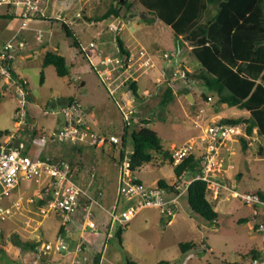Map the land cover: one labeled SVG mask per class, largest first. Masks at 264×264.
Wrapping results in <instances>:
<instances>
[{
  "label": "rangeland",
  "instance_id": "obj_1",
  "mask_svg": "<svg viewBox=\"0 0 264 264\" xmlns=\"http://www.w3.org/2000/svg\"><path fill=\"white\" fill-rule=\"evenodd\" d=\"M70 1L73 5L64 14L67 20L76 23L77 12L94 22V19L101 16L111 4L116 5L122 0H88L87 3L81 0ZM127 1L133 3L130 8L120 6L118 13L113 16L119 17L125 23L128 21L142 23L146 19L142 15V8L135 4L134 0ZM110 20L103 19L90 25V22L82 17L76 31L86 44L94 37L96 30L106 29ZM84 26L86 28L80 30ZM61 33V37L58 38V54L62 55L66 64L69 65V75L58 76L53 65H42L40 54L31 61H16L15 71L25 80L29 92L26 124L22 126V129H17L14 124V114L18 107L16 96L12 89H7L0 78V94H2L0 132L16 134L17 139L25 142V152L30 157H51L67 161L80 174V183L85 172L91 170L90 178L93 182L95 174L98 175V184L105 203H112L116 198L120 171L117 147H112L110 150L108 146L102 148L79 146L80 152H78L69 144L60 143L55 139H42V136H47L57 129V120L63 121L59 113L45 115L43 112L49 107L58 112L62 105L61 101L69 99H77L83 109H87L85 119L97 131L117 136H121L123 131L121 114L115 103L117 94L114 97L111 96L109 89L105 86L102 66L90 56L86 57L80 49L72 45L71 39L63 31ZM133 38L130 39L131 47L141 41L154 50L155 67L137 81L143 98L139 97L138 100L131 102L138 116V119L130 125L131 129L139 127L136 123L142 117L148 119L151 121L149 126L156 132L161 147L170 151L171 145L173 148H180L192 138L200 137L205 126L215 119L212 115L222 118L246 117L247 113L237 107H220L212 94H209L211 95L209 102L197 95H195V103L190 102L184 94L185 88H179L184 85L182 81L181 84L172 85V99L168 103L161 104L162 94L168 86L163 83L154 84L149 80L152 71L158 73V77L162 79L159 72L164 67L165 60L161 58V54L164 51L176 53V59L172 60L170 67L181 65L192 72L200 65L191 54L188 45L183 40H178L171 28L158 20L149 25L142 24V29L137 34H133ZM117 56L118 54L114 53L111 58L114 59ZM198 87L201 89L200 86ZM128 89L121 90L124 92L122 97L132 99ZM195 121L198 122L199 127L194 125ZM135 124L137 126H133ZM7 135L0 134V143L6 139ZM258 145L264 148V142L260 138L259 144L257 142L253 147V156L251 154L247 161L239 166L243 173L242 182L237 183L233 180L238 192L250 191L264 194V154L259 155ZM124 148L131 151V143L128 142ZM124 155H126L125 152ZM132 174L146 187L155 185L160 179L168 183L175 181L173 166L162 154H155L151 162L144 163L132 171ZM33 188L34 185L28 182H22L19 186V190L26 193L25 195H29ZM170 197L171 195H166V198ZM213 205L217 212L214 222L207 221L193 212L189 207L186 194L178 201V208L174 210V215L170 218L171 223L168 222L169 218L156 209H142L124 227L121 240L118 241L114 237L105 246H103V235L108 218L103 209L94 207L97 216V227L94 230L97 235L94 238L95 241L90 244V248L94 252L101 253L100 264H127V261L135 264H156L161 260L175 264H233V261H238L240 256L249 250L262 247V235L250 238L247 224L238 223V219L246 217L248 225L254 224L252 207L236 198L229 201L220 200ZM27 207L14 211L12 216L2 223L0 264H27L33 258L34 251L29 245H19L15 241L30 244L35 243L39 238L53 240L56 237L55 232L58 230L61 218L54 215L42 217L36 213V208L32 210L34 213H28L24 211ZM258 209L259 214L264 213V208ZM189 241L194 242L196 247L182 253L178 244Z\"/></svg>",
  "mask_w": 264,
  "mask_h": 264
},
{
  "label": "built area",
  "instance_id": "obj_2",
  "mask_svg": "<svg viewBox=\"0 0 264 264\" xmlns=\"http://www.w3.org/2000/svg\"><path fill=\"white\" fill-rule=\"evenodd\" d=\"M2 8L7 9L20 20V29L28 28L31 21L46 16L42 0H0V9ZM76 17H81V14L77 13ZM54 18L66 24L71 23L61 14H57ZM116 29H120V25ZM19 36L18 31L15 33V38ZM41 36L42 32L38 30L36 38L40 39ZM23 45L22 41L14 39L0 41V78L7 89H12L16 96L18 107L14 114V124L17 129H22L26 124V105L29 101L25 81L18 78L13 70L15 51ZM94 46V42L89 43V47ZM125 51L126 53H121L118 49L117 57L114 59L105 57L102 62V72L105 75L103 82L111 96L117 94L115 103L120 111L123 127L130 126L138 116L131 103L132 99L123 98L124 92L121 90L128 89L129 84L135 83L155 65L153 60L155 54L144 48ZM161 58L165 60V65L161 70L160 83L172 87L181 84L182 81L183 87L186 88L200 86V95L206 92L201 83L189 78L190 71L187 68L181 65L169 66L172 60L176 59V53L164 51ZM128 92L131 93L130 89ZM209 101H211L210 96L207 97L206 102ZM59 108L58 112L51 107L43 112L45 115L59 113L63 118L62 124L57 129L47 136H42L43 140L49 138L71 146L92 148L117 147V154L122 151L126 155L119 162L116 198L110 208H104L100 201L101 191L98 188L91 191L89 187L83 186L77 171L67 161L51 157H30L25 152V142L17 139L16 134L11 133L6 136V139L0 143V236L2 223L10 218L14 211L23 209L26 205L36 208V213L42 217L54 215L61 218L55 239L39 238L33 249L34 256L27 264H94L92 257L98 252H93L90 248L93 241L82 234L76 239L73 237L75 232H88V235L94 237L97 235L94 230L97 227L94 207L103 209L108 218L103 235V246H105L115 237L117 229L124 228L142 209H156L169 218V222L176 210V200L187 192L189 185L195 180L205 182L209 196L213 200L218 199L223 192H228L232 198L253 206L254 216L260 217L256 231L262 235L263 242L258 255L250 256L247 264H264V213L259 214L257 210L259 207L264 208V199L257 192H238L234 187L228 186L222 175V160L216 152L219 145H224L228 141L238 142L241 138L246 140L249 147L254 146L259 141L256 128L248 133L243 123H222L218 118L210 121L200 137L171 150L173 165L195 152L200 156L201 164L198 172H183L177 176L169 185L171 189L167 190L158 184L146 187L132 174L130 151L122 147V136L92 128L85 119L87 110L83 109L77 99H69ZM194 125L199 126L197 122H194ZM15 140H18L17 146H14ZM262 153L264 154V148ZM22 182L34 185L30 195L17 190ZM166 195L171 197L166 198ZM100 259L101 257L98 264Z\"/></svg>",
  "mask_w": 264,
  "mask_h": 264
},
{
  "label": "trees",
  "instance_id": "obj_3",
  "mask_svg": "<svg viewBox=\"0 0 264 264\" xmlns=\"http://www.w3.org/2000/svg\"><path fill=\"white\" fill-rule=\"evenodd\" d=\"M134 3L142 8L147 24L157 20L164 23L171 28L178 40L181 39L188 45L200 65L196 70L188 72V76L205 87L206 92L201 94L205 101L212 94L219 105L237 107L248 113L246 117L220 118V122L243 123L248 133L256 128L257 136L264 142V0H134ZM132 4L127 0L118 1L116 5L111 4L95 21L106 19L114 12L118 13L120 6L130 8ZM61 27L64 34L71 39L72 45L79 48V42L68 24L62 22ZM119 49L121 53H126L121 44ZM42 65H53L58 76L69 75V65L57 52H46ZM128 87L133 95H137L134 82ZM185 90V93H190L189 88ZM172 95V88L167 87L162 94L161 104L168 103ZM1 97L2 94L0 99ZM27 97L29 100V96ZM150 122L142 117L136 123L139 127H123L122 147L128 142L131 143L129 160L132 171L151 162L155 154H162L171 163L170 151L161 147L156 132L149 126ZM136 124L133 126H137ZM240 141L245 149L246 140L241 138ZM72 147L80 152L79 146ZM262 148L258 147L259 155L263 154ZM123 158L124 152L120 151L117 160L120 162ZM200 159L198 154L193 153L180 160L173 167L174 175L198 172ZM157 183L162 188L171 189L164 180L160 179ZM259 194L264 199V194ZM186 195L193 212L207 221L216 220L217 212L209 200V191L204 181H193ZM123 229L119 228L115 233L118 241L121 240ZM15 243L29 245L31 249L37 245L36 242L27 244L19 240ZM195 247L196 244L190 241L178 244L182 253ZM250 255H258V251H251ZM100 257L101 253L98 252L92 257L93 263L98 264ZM127 264L135 263L127 261ZM156 264L170 262L161 260Z\"/></svg>",
  "mask_w": 264,
  "mask_h": 264
},
{
  "label": "crops",
  "instance_id": "obj_4",
  "mask_svg": "<svg viewBox=\"0 0 264 264\" xmlns=\"http://www.w3.org/2000/svg\"><path fill=\"white\" fill-rule=\"evenodd\" d=\"M81 1H83L84 3L88 2V0H81ZM42 3H43V6L45 7V10H46V16L39 17L37 20L31 21L29 23L28 28H25V29H20V20L16 16L11 15V13L5 8L0 9V41H6V40L14 39L16 41H22L24 44L22 48L16 49L15 54H14V58H13L14 73L18 76V78H21L22 80H24V79L20 75H18V73L15 71V68H14L15 62L18 60H19V62L31 61L38 54H40L42 56V62H43V57H44L46 52L52 51V52L59 53L58 38H60L62 35V33H61L63 31L62 27H61L62 22L60 20H56L54 17L57 14H61L63 16V18L65 20H67V17L65 16L64 13L66 11H68L69 9H71V7L73 5V4H71L70 0H42ZM58 5H59V7H58ZM114 14H115V12L106 18V19H111L108 23V27L106 29L102 28L100 30H96L95 31L96 33H94L95 34L94 37L92 39L88 40V42H86V44L83 43V41L81 39V35L76 30L80 26L79 25L80 19L82 17H84L85 20L89 21L90 25L95 24L94 23L95 19L93 22V20H89L88 17H85L84 14H82L81 17H79V18H77L75 15L77 22L76 23L71 22L70 24H68V26L73 30L74 35L79 42L80 47L77 49H80V51L83 52L86 57L90 56L91 59H94V61L97 64H100L101 66H103V64H102V62L104 60L103 58L111 57L112 54L117 53V50L119 49L120 44L125 50L126 49L136 50V49L141 47V48H144V49L154 53V50L152 48L144 45L141 41L139 43H136L135 46L131 47L132 43H131L130 39L133 38V34H137L138 31L140 29H142V24H144V23L147 24L146 19L143 20L144 23L143 22L138 23L137 21H128L127 23H125L119 17L113 16ZM9 15L11 17H5V16H9ZM67 21H69V20H67ZM119 22H121V23H119ZM118 25H120V29H116V27ZM147 25H149V24H147ZM84 28H86V27L84 26L83 28H80V30H83ZM38 30H40L42 32V36L40 39L36 38V32ZM18 31L20 33V36L18 38H15V33ZM133 39L136 41L135 38H133ZM90 42H94L95 46L89 47ZM83 47H85V49H83ZM147 73L144 75H147ZM151 73H152V76L149 77L150 82L154 83V84L160 83L159 82L160 78L158 77V73L156 74L154 71H152ZM159 74L161 76V70H160ZM137 81L135 82V84L137 86V95H133L131 93L132 97H133L132 100H138L139 97L141 99L143 98V93L140 90V88L138 87ZM81 85H83V83H81ZM179 88H186V87L180 86ZM194 88H195V90H194ZM26 89H27V86H26ZM189 89H190V93H184V94L186 96L190 95L193 99V103H195V101H196L195 95L202 98L201 95L199 94V91H200L199 87L194 86V87L189 88ZM28 96H29V92H28ZM65 102H66V100H62L61 104H64ZM219 106L224 107L226 105L220 104ZM90 108L92 109V107H90ZM243 111H245V110H243ZM245 113H247V111H245ZM247 115H248V113H247ZM212 116L215 117V119L222 118V117H218V115H212ZM61 124H62V120H57V127L56 128H58ZM91 126H92V128L94 127L92 124H91ZM192 139H194V138H192ZM258 144H259V141H258ZM258 146H260V145H258ZM253 147L254 146L249 147L246 144V148L243 149L242 145H241V141H238V142L228 141L224 145H219L216 149V152L219 155V158L222 160L221 165H222V171H223L222 175L224 177V180L228 186L234 187L235 190H236V188H235V184H234L233 180H236L237 183L242 182L243 173L240 170L239 166L241 165L242 162L247 161L246 159H248V157H250L251 154L253 156V152H252ZM109 149L111 150L112 147H109ZM172 149H173V145L170 146V152ZM116 154H117V152H116ZM117 156H118V154H117ZM114 157H115V155H114ZM172 166L174 167L173 164H172ZM85 173L86 174L83 175L81 178L82 185L87 187V188L89 187V190H91V189L94 190L95 185H97L96 188H98L101 191L100 201L102 203V206L104 208H110L112 206L115 198L113 199L112 203H105V201L103 199L101 187L98 184L99 183L98 175L95 174V180L93 182V179L90 178L91 170H89V171L87 170ZM78 177L80 178V174H78ZM173 178H174V180L177 178V176H175L174 173H173ZM157 181L155 184H158ZM173 182H171V183L166 182V183L168 185H170ZM23 183H25V182H23ZM244 189H247V188L244 187ZM17 190L19 191V187ZM31 193H32V191H31ZM257 193H260V192H257ZM185 194L186 193L181 194L178 197V199L176 200V209L178 208L177 207L178 201ZM115 197H116V195H115ZM231 199H234V198H232L228 192H223L219 196V198L216 200H213L212 197L209 196V200L212 202V204L214 202H219L220 200L221 201L222 200L229 201ZM246 205L252 207V218L254 219V224L248 225L249 223H248V220L246 217H242V218L238 219V223H246L247 227H248V231L250 232V238H254L256 235L260 234L256 231V224L260 220V217L254 216L253 206H251L249 204H246ZM27 206L28 205H26V207ZM29 206H31V205H29ZM213 206L215 209V205H213ZM28 207L25 208L24 211H26L28 213H34L32 211L34 209V207L33 206H31L29 208ZM257 210H259V209L257 208ZM171 222L172 221L170 220L169 223H171ZM87 233L88 232H75L73 234V237H74V239H76V238H78V236L80 234H82V235L86 236V238H88L94 242L95 241L94 235H90V234L88 235ZM262 242H263V239H262ZM261 248H254V249L249 250L243 256H240L238 261H233V264H239V263L240 264H247L249 257L251 256L250 252L251 251H259ZM170 264H175V263L170 262Z\"/></svg>",
  "mask_w": 264,
  "mask_h": 264
},
{
  "label": "water",
  "instance_id": "obj_5",
  "mask_svg": "<svg viewBox=\"0 0 264 264\" xmlns=\"http://www.w3.org/2000/svg\"><path fill=\"white\" fill-rule=\"evenodd\" d=\"M187 98H188V100H189L190 102H193V99H192V97H191L190 95H187ZM17 144H18V140H15V142H14V146H17Z\"/></svg>",
  "mask_w": 264,
  "mask_h": 264
}]
</instances>
